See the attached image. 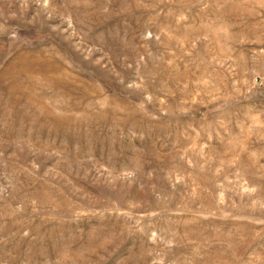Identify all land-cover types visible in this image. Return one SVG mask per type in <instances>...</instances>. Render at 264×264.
<instances>
[{
	"label": "rangeland",
	"instance_id": "obj_1",
	"mask_svg": "<svg viewBox=\"0 0 264 264\" xmlns=\"http://www.w3.org/2000/svg\"><path fill=\"white\" fill-rule=\"evenodd\" d=\"M0 264H264V0H0Z\"/></svg>",
	"mask_w": 264,
	"mask_h": 264
}]
</instances>
